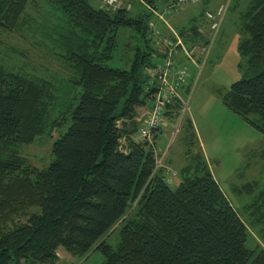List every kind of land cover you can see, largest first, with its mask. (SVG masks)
Wrapping results in <instances>:
<instances>
[{
	"label": "trees",
	"instance_id": "obj_1",
	"mask_svg": "<svg viewBox=\"0 0 264 264\" xmlns=\"http://www.w3.org/2000/svg\"><path fill=\"white\" fill-rule=\"evenodd\" d=\"M158 1L139 0L147 13L130 17L127 0L97 9L89 0H0V37L12 34L48 52L68 74L39 77L26 60L18 65V50L0 56V264H54L59 248L78 259L98 251L101 264H264V248L249 244V226H264V186L234 189L249 198L240 215L201 152L177 175L164 171L162 158L155 168L154 151L131 139L138 108L152 109L150 74L162 62L148 44L151 32L146 39ZM209 1L201 0L203 16ZM245 2L237 45L244 78L223 104L264 134V0ZM121 28L138 34L128 69L105 65ZM176 30L189 53L207 43L208 32L195 21ZM181 111L175 102L164 115L171 121ZM66 125L51 144V162L29 166L20 147ZM184 129L196 140L189 118ZM123 137L127 152L118 150Z\"/></svg>",
	"mask_w": 264,
	"mask_h": 264
},
{
	"label": "rangeland",
	"instance_id": "obj_2",
	"mask_svg": "<svg viewBox=\"0 0 264 264\" xmlns=\"http://www.w3.org/2000/svg\"><path fill=\"white\" fill-rule=\"evenodd\" d=\"M138 1L127 0L130 6L128 13L130 17L147 13V10L144 9L145 5H140ZM163 1L167 0H160L158 3L161 4ZM89 3L95 9L105 7L103 3H100V0H89ZM226 3L228 4V10L206 60L200 61L201 64L203 63L200 72L194 67V62L201 54L200 50L197 53L193 52L191 55L186 54L182 49H180L181 51L176 50L174 53L176 46L173 44L175 42L171 43L172 45H169L165 50L163 44L160 43L163 36L153 35L157 30L153 31L154 27L152 29L150 25L153 24L154 26L155 17L149 15L150 31L147 30L146 39L148 40L149 32H151L152 42H148L150 48L156 49L158 53L160 50H165L166 53H170L171 57L174 55L173 62H175V65L172 67L170 79L167 80L168 76L165 77L168 84L171 85L170 80H174L175 76H178V70L183 69L181 66L187 68V77L185 76V81L177 90L181 100H187V112L184 113L178 127L177 124L182 111L177 119L171 121L165 118L164 115L161 125L158 126L154 134L149 139H144L141 137L139 130L143 128L147 117L152 114V109L149 108L150 106L138 108L135 122L139 125V129L131 139L136 143H145L148 148L154 151L155 162L162 158L164 168L167 167L164 171L169 170V173L175 172L177 175L180 174V170L184 166L190 165L194 154L201 152L207 161L214 180L220 186L225 197L232 207L240 215H243V207L248 203L249 198L244 195H237L234 189L252 182L264 186V162L260 159V153L264 151V134L223 104V97L230 86L244 78L242 71L238 68L237 45L244 38L240 31V16L247 7L245 0H210L208 11L215 12L219 5ZM118 6H120L119 2L117 8ZM202 8L203 5L200 2L196 5L178 7L172 11L168 10L167 13L163 8V10H160L159 5L156 13L162 19L164 18V21H162V24H158V27L167 31L166 23L178 29L182 27L181 25L187 26L191 21H195L208 32L209 24L201 14ZM175 10H177V13L181 10L184 11L186 13L184 18L188 15H190V18L188 20H178L177 17L179 16L175 17ZM57 12L58 17L62 15L59 11ZM137 38L136 30L131 28L119 29L116 48L112 57L105 62V65L117 69L130 68L135 48L137 45L139 46ZM0 40V56L3 57L9 49L22 52L23 55L19 61L16 58L18 65L26 60L29 64L26 70L32 72L30 69L35 68L36 75L39 77L56 79L58 74L60 79L68 76L60 62L48 52L33 48L12 34H3ZM179 52L183 55L182 59L177 55ZM154 61V63H159L161 59H154ZM150 78L154 84H157L158 80H153L152 76ZM188 88L189 93H187ZM181 100L173 99L169 104L167 103L168 106L165 107V110H168L169 106L175 102L182 106ZM186 118H189L193 125L195 136H197L196 140H191L189 132L184 129ZM67 126L59 128L58 131L52 134V138L41 137L36 139L33 144L21 146L20 153L27 164L39 169L46 167L52 160L51 144L53 140L58 134L65 132ZM127 147L126 138H121L118 150L127 152ZM178 181L179 178L173 173L171 175L172 186L175 187L174 185H177ZM249 231L252 236L249 244L252 246L253 242H257L264 248V226L255 228L249 226ZM116 240L117 232L108 239L111 244H114ZM56 253L58 261L54 264H101L103 261V256L98 251L92 252L87 259L73 257L62 248H59ZM20 264L32 263L22 262Z\"/></svg>",
	"mask_w": 264,
	"mask_h": 264
},
{
	"label": "built area",
	"instance_id": "obj_3",
	"mask_svg": "<svg viewBox=\"0 0 264 264\" xmlns=\"http://www.w3.org/2000/svg\"><path fill=\"white\" fill-rule=\"evenodd\" d=\"M116 2L117 0H103V3L107 6H114ZM200 2L201 0H171V3L168 5L165 12L168 13V10L172 11L178 7H182L185 5H196ZM227 10L228 4L226 3L219 5L216 8L215 12H205L204 17L206 22L209 24L208 39L205 46L200 50L201 60H206L209 51L214 43V40L219 32L220 25L226 15ZM158 16L160 19H162L160 15ZM150 27L153 29V24H151ZM153 31H155V29H153ZM175 38V44L173 45H175L176 47H180V49H182L186 54L191 55L193 52H196L195 50L192 53H189L183 47L182 41L178 37ZM173 42L166 37L162 38L160 41L161 45L163 44V48L165 50L169 45H172L171 43ZM165 50H160V54L162 56V63L159 66H156V68H154L153 72L150 74V76L153 77V80H158L159 85L158 82L157 84H154L151 80V84L155 89V95L152 100V114L147 117L145 124H143V128L139 130L141 137L144 139H149L151 135L156 131L158 126L161 125V121H163L164 119L165 107H167L168 104L175 98L181 100L177 90L180 88L181 84L185 81V78L187 77V68L181 66L183 67V69L178 70V76H175L174 80H170L171 85L168 84L167 80L170 79V76L172 74V67L175 65V62H173V56L171 57L170 53H166ZM194 67L198 72H200L202 70L203 63L201 64L200 61L196 60V62H194ZM167 76L168 79L166 80L165 77ZM181 102L182 111H187V100H181ZM161 167V159H159L155 162V168Z\"/></svg>",
	"mask_w": 264,
	"mask_h": 264
},
{
	"label": "crops",
	"instance_id": "obj_4",
	"mask_svg": "<svg viewBox=\"0 0 264 264\" xmlns=\"http://www.w3.org/2000/svg\"><path fill=\"white\" fill-rule=\"evenodd\" d=\"M170 0H167V1H163L161 4H159L158 2V6L160 5V10L163 8L164 9V11H166V9H167V7H168V5L167 6H165L168 2H169ZM100 3L102 4L103 3V1L102 0H100ZM162 9V10H163ZM157 12V11H156ZM156 12H154L153 13V15H154V17H155V24H154V29L155 30H157L156 32H154V34L153 35H157V34H159V36L161 35V36H163V38L164 37H166V38H168V39H170L172 42L174 41V40H176V38L175 37H178L179 38V36H178V33H177V30L175 29V28H173V27H171V26H169L167 23L165 24V26H166V29H167V31H165V30H163V29H161V28H159L158 27V24H162V21H164V18L163 19H160L159 18V14H157ZM176 12V13H175ZM174 13H175V17H177V16H179V17H177V19L178 20H183V19H185V20H188L189 18H190V15H188L186 18H184L185 17V15H186V13L184 12V11H180L179 13H177V10H175L174 11ZM190 25V24H189ZM189 25H185L186 26V28L189 26ZM174 26H177V25H174ZM182 27H185V26H183V25H181ZM182 27H179V28H182ZM156 37V36H155ZM180 40H181V38H179ZM182 41V40H181ZM175 42V41H174ZM177 55H179L180 56V58L182 59V57H183V55H182V53H177ZM178 61V60H177ZM178 62H181V61H178Z\"/></svg>",
	"mask_w": 264,
	"mask_h": 264
}]
</instances>
